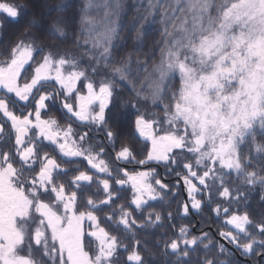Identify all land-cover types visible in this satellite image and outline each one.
Here are the masks:
<instances>
[{
  "label": "snow or ice",
  "instance_id": "6c2138e0",
  "mask_svg": "<svg viewBox=\"0 0 264 264\" xmlns=\"http://www.w3.org/2000/svg\"><path fill=\"white\" fill-rule=\"evenodd\" d=\"M35 7L0 0V264H217L226 249L210 222L264 264V0L189 3L191 21L174 25L175 36L165 29L173 39L151 71L160 42L133 61L124 25L106 11L89 47L66 0L33 10L5 41L7 26ZM143 29L132 51L144 46ZM149 97L163 116L144 107ZM249 143L255 155L243 154ZM192 216L199 229L175 223Z\"/></svg>",
  "mask_w": 264,
  "mask_h": 264
},
{
  "label": "trees",
  "instance_id": "16d2710c",
  "mask_svg": "<svg viewBox=\"0 0 264 264\" xmlns=\"http://www.w3.org/2000/svg\"><path fill=\"white\" fill-rule=\"evenodd\" d=\"M19 3H24L25 0H15ZM28 2H32V0H28ZM36 7L34 9L25 10L23 16L20 18L19 22L11 23L7 26L5 33H4V40L7 41L9 38L15 39V35L21 32L27 23L28 20L32 18V11L34 10L37 14L41 12H47V9L43 7L45 4L50 8H55L57 4L61 3V0H34ZM67 3L71 4L72 7L69 9L70 12L75 13L76 21H77V28L83 29V35L80 37L81 42L85 39H89L92 41L95 38V34L98 32H103L105 27L109 23V18L105 16L106 11H110L112 14L110 19L112 21L119 20L124 27L120 30V39H124L127 37V46L125 53L131 52V59L133 61L145 59L144 52L145 50L151 48L157 42H160L159 46L155 48V55L153 56L152 60L149 62L148 70L151 71L154 64H159L161 60V49L164 47L163 41L173 39V36L176 35V31L174 25H179L180 21L187 17L189 21H191L192 13L188 12V5L189 3L194 2V0H119V8L115 7L116 0H110L111 8L106 9L104 5V0H92V7L86 11L82 12L81 9L84 8V5L89 2V0H66ZM184 9L180 11L179 9ZM52 18L55 17L56 13H50ZM84 16V21L81 22V16ZM51 22L50 20L48 21ZM144 26V46L138 48L136 51H132L133 44L135 41V37L137 35V30ZM165 29L168 32L173 33V36H166ZM51 42V41H49ZM146 73L142 74L140 79H143ZM131 88V84L128 85ZM145 95L148 92V86L145 84ZM136 88L139 89L140 85L137 84ZM121 94L124 98L132 103H135L134 93L129 94L128 91H122ZM148 108L153 110V113L159 114L163 116V112L159 111L158 108L152 106L151 98L149 97V101L147 105H144ZM150 109V110H151ZM134 119V117H133ZM264 139V137H259L258 140ZM124 143H129L133 148L139 150V145L132 139L127 138ZM119 147V145H117ZM242 152L244 155H247L250 151L255 155V151L252 145L246 144L241 145ZM163 169V168H162ZM160 172V171H159ZM164 172V170H163ZM260 186H256L254 191L251 195V202L248 205L249 208V215L253 219H257L256 213L259 211L257 206V202L259 201V196L261 193ZM130 195L128 192L123 194L121 200L117 201V204L123 203L125 198H129ZM86 197H82L84 199ZM154 205V210L159 211L161 208V204H158L156 201L150 202ZM177 201L173 200L170 205L165 204V215H167L168 211L173 212L175 214L176 211ZM235 207V205L233 206ZM241 213H243L244 208L241 207ZM149 211H153V209L146 208L145 215L148 214ZM100 215H104L101 213ZM204 220L208 221V212L205 209L204 212ZM199 222L197 225L196 223ZM176 225H196V228L199 229L200 227V218L197 216H192L186 220H177ZM211 226L215 228L216 231H219V225L215 222H210ZM158 232H163L165 229H158ZM209 230H205L207 232ZM212 233V232H211ZM170 235V233H169ZM213 235V233H212ZM215 238V237H214ZM145 239L143 235H141V240ZM156 237H152L149 240V243H154ZM215 240H217L215 238ZM218 241V240H217ZM124 243L129 244L131 246V241H123ZM225 253L222 256L217 258V264H219L220 260L226 261V264H256V261L259 259L258 257H249L250 262L243 260L242 258L238 257L237 254L227 248L225 246ZM238 250V249H237ZM155 251V249H153ZM216 251L218 249H214L213 251L209 252L210 256H215ZM239 253L240 250H238ZM126 255V253L124 254ZM147 255V254H146ZM242 255V254H240ZM244 256V255H242Z\"/></svg>",
  "mask_w": 264,
  "mask_h": 264
},
{
  "label": "flooded vegetation",
  "instance_id": "af4514ba",
  "mask_svg": "<svg viewBox=\"0 0 264 264\" xmlns=\"http://www.w3.org/2000/svg\"><path fill=\"white\" fill-rule=\"evenodd\" d=\"M2 58H3V56H0V59H2ZM45 118H46V117H45ZM62 123H63V122H62ZM159 171H160V173H161V175H162V173H163V169L160 168ZM127 192L129 193V190H128ZM196 224L198 225L199 222H197ZM205 230H209V228H208L207 226H205V227H204V231H205ZM211 232L213 233V236L219 241V243L224 244V246H226V247L229 248L230 250L234 251L236 254H237V253H238V254H241V253L238 252V250H237L233 245H230V244H228L226 241L222 240V239L217 235L218 231H216L215 228L212 227V226H211ZM237 256H238V255H237ZM240 256H242V255H240ZM238 257H239V256H238ZM242 257H243V258H248V259H250L249 257H246V256H242ZM258 258H259V257H258Z\"/></svg>",
  "mask_w": 264,
  "mask_h": 264
},
{
  "label": "rangeland",
  "instance_id": "374dc122",
  "mask_svg": "<svg viewBox=\"0 0 264 264\" xmlns=\"http://www.w3.org/2000/svg\"><path fill=\"white\" fill-rule=\"evenodd\" d=\"M9 2L10 3H17V4H19V2H17V1H15V0H9ZM91 43H92V41H89V47H91ZM73 51H75V52H77V54H80L83 50L82 49H80V50H78V49H73ZM4 58V57H3ZM2 58V59H3ZM144 107H146V106H144ZM148 108V107H147ZM151 108H148V110H149V112L152 114V115H154V116H160L159 114H155V113H153V110L151 109ZM257 186H259V185H257ZM129 195H131V192H130V189H129V193H128ZM150 202H153V201H150Z\"/></svg>",
  "mask_w": 264,
  "mask_h": 264
},
{
  "label": "water",
  "instance_id": "95a60500",
  "mask_svg": "<svg viewBox=\"0 0 264 264\" xmlns=\"http://www.w3.org/2000/svg\"><path fill=\"white\" fill-rule=\"evenodd\" d=\"M162 176H163V173H162ZM237 255H238L240 258H242L243 260L250 262V259H248V258H243V257L240 256V254H238V253H237ZM251 264H252V263H251Z\"/></svg>",
  "mask_w": 264,
  "mask_h": 264
}]
</instances>
